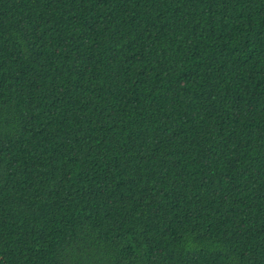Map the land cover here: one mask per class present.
<instances>
[{
    "label": "trees",
    "instance_id": "1",
    "mask_svg": "<svg viewBox=\"0 0 264 264\" xmlns=\"http://www.w3.org/2000/svg\"><path fill=\"white\" fill-rule=\"evenodd\" d=\"M0 264H264V0H0Z\"/></svg>",
    "mask_w": 264,
    "mask_h": 264
}]
</instances>
